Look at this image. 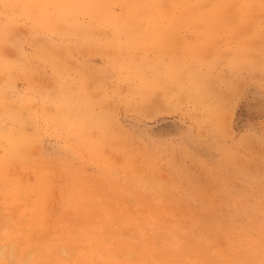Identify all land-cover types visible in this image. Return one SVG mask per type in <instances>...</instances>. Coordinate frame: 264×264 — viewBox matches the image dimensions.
<instances>
[{
	"label": "rangeland",
	"instance_id": "obj_1",
	"mask_svg": "<svg viewBox=\"0 0 264 264\" xmlns=\"http://www.w3.org/2000/svg\"><path fill=\"white\" fill-rule=\"evenodd\" d=\"M18 141L0 264L245 250L264 238V0H0V161Z\"/></svg>",
	"mask_w": 264,
	"mask_h": 264
},
{
	"label": "bare ground",
	"instance_id": "obj_2",
	"mask_svg": "<svg viewBox=\"0 0 264 264\" xmlns=\"http://www.w3.org/2000/svg\"><path fill=\"white\" fill-rule=\"evenodd\" d=\"M220 12L214 13L212 16L221 18L223 17V14ZM231 106H233V103H231ZM233 110V108H232ZM97 122L100 123L101 119ZM206 120H210L208 123H205V127H212L213 122L215 120V115L208 116ZM226 123V122H225ZM224 123V124H225ZM223 123H220L218 126V130L224 129V126L221 125ZM221 125V126H220ZM21 141H18L16 143L12 142L13 144L10 146V151H7L8 154L2 161H0V169L3 167L9 166L11 163L16 164L19 163L21 165L22 160L20 159V155L17 152H26L27 148L24 146L18 145ZM99 142H102L100 139ZM22 143V142H21ZM99 144V143H98ZM241 144L243 147L246 148H252V140L248 137H244L241 140ZM39 180H36L35 184H28L27 186L24 185V180L20 179L18 182V188H23L29 191V194H35L36 197H40L42 195V191H45L47 189V184L44 180H41L42 183L38 182ZM47 197V194L43 196V198ZM3 239H7L8 236L2 235ZM167 236V235H166ZM223 247V246H222ZM195 250L199 252L198 258L201 260L200 264H264V238L260 237H254L253 243L246 248L245 250H240L237 253H232L231 251L223 252L221 257H217L215 255L211 254L210 249H205V245L201 242H194L192 246H189V244H184V249L181 251V253H174L172 251H169L168 253L163 250V258L169 259L171 261H175L176 259H186L188 256H190ZM8 253H13V248H9L7 251L3 250L0 252V261L7 258ZM12 255V254H11ZM15 264H36L39 259L38 255H33L30 257H26L23 259H13Z\"/></svg>",
	"mask_w": 264,
	"mask_h": 264
}]
</instances>
